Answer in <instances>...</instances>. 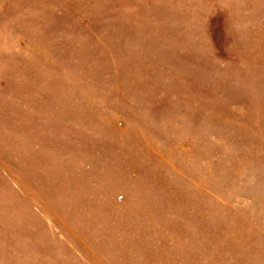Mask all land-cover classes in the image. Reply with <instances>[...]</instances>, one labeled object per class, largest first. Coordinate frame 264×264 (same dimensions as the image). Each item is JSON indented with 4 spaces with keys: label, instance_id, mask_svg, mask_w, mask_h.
<instances>
[{
    "label": "rangeland",
    "instance_id": "rangeland-1",
    "mask_svg": "<svg viewBox=\"0 0 264 264\" xmlns=\"http://www.w3.org/2000/svg\"><path fill=\"white\" fill-rule=\"evenodd\" d=\"M0 264H264V0H0Z\"/></svg>",
    "mask_w": 264,
    "mask_h": 264
}]
</instances>
